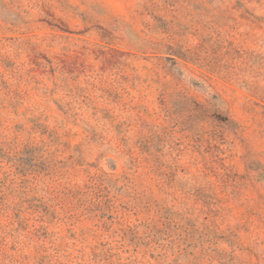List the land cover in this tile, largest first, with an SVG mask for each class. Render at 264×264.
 <instances>
[{
	"label": "rangeland",
	"instance_id": "obj_1",
	"mask_svg": "<svg viewBox=\"0 0 264 264\" xmlns=\"http://www.w3.org/2000/svg\"><path fill=\"white\" fill-rule=\"evenodd\" d=\"M0 264H264V0H0Z\"/></svg>",
	"mask_w": 264,
	"mask_h": 264
}]
</instances>
